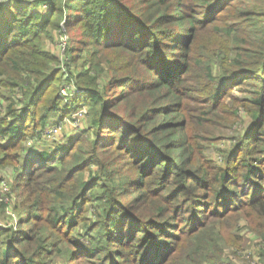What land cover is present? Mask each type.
Segmentation results:
<instances>
[{
  "label": "trees",
  "instance_id": "16d2710c",
  "mask_svg": "<svg viewBox=\"0 0 264 264\" xmlns=\"http://www.w3.org/2000/svg\"><path fill=\"white\" fill-rule=\"evenodd\" d=\"M82 104L73 141L44 139ZM239 104L250 125L218 164L207 146ZM0 110V264L51 263L59 243L78 264H237L222 225L240 222L264 264V0H0Z\"/></svg>",
  "mask_w": 264,
  "mask_h": 264
},
{
  "label": "rangeland",
  "instance_id": "374dc122",
  "mask_svg": "<svg viewBox=\"0 0 264 264\" xmlns=\"http://www.w3.org/2000/svg\"><path fill=\"white\" fill-rule=\"evenodd\" d=\"M6 1V0H3ZM46 6V5H45ZM45 6H41L42 8H46ZM63 23V22H62ZM47 33H50V36L46 37V39L44 40V46L48 49V50H52L54 52H56L58 55H62L63 54V49H61L63 47V38L65 39V35L64 33L60 32L58 28L52 27L50 26L47 30ZM65 54L66 51L64 52L63 57L59 58L62 60L65 59ZM61 65L64 67V64L61 63ZM77 69H79V66L76 67ZM76 69V70H77ZM74 77V76H73ZM102 79H105V75L102 76ZM75 80V77H74ZM234 92L236 94L241 95V92L239 91V88H235ZM8 95V93H7ZM229 101H231L229 99ZM228 102V101H227ZM1 103L6 104L7 101L6 100H1ZM230 104V102H228ZM237 110H238V114L239 117H235V120L231 123L228 124L227 127H225L223 130H216V133L220 136H218L217 138H215L213 142H211L206 149L207 155L209 158L215 160L218 164L223 163V158L225 155V149L230 148L232 146V144L234 143L236 138H239L242 134V132L244 131L245 127L250 125V114L249 112L246 110V108L242 105L239 104L237 106ZM0 110V114H1ZM51 117H55V114L51 115ZM87 119L88 118H84L81 122V125L84 126L87 125ZM234 119V118H233ZM67 129L68 125H66ZM66 129V130H67ZM66 130L63 132L64 134V140L66 141V139L68 140V138H70V134L71 132H66ZM72 130H74V132H79L80 130H75L72 128ZM66 132V133H65ZM67 135V136H66ZM72 136V135H71ZM62 138V139H63ZM29 140H33L29 137L25 138L24 142H25V146L23 148V153L28 155V148H32L31 146H33L34 144H27ZM74 139L72 138L71 141H73ZM70 140H68L67 142H69ZM12 151V150H11ZM27 152V153H26ZM15 164V162L13 163ZM16 172V166L15 165H7L6 166H1L0 167V204L5 203L6 205L8 204V207L3 209L4 212H2V214H0V224H6L8 221H11L12 218L10 217V215L12 214V209H11V205H12V200L11 197H13L12 199H14V191H13V185H14V174ZM1 210V211H2ZM88 217H93V209L89 208L88 213H87ZM84 230L85 227L83 225V223H81L80 225H78L75 230H74V234L76 235L77 238H81L80 240H82L83 238L86 239V235L84 234ZM222 234L227 238L228 240V244L224 243V250L226 252V255L230 256V253L236 250V255H238L239 258L237 257H232L231 254V258L233 260H236L237 264H243L244 262H251V256L255 255L258 253V247L261 246V244L259 243L260 238L258 237V235L253 232L250 231L247 227H245V224H243V222L237 223L236 225L233 226H226L225 224L222 225ZM240 237H243L242 240V244L241 246L238 245H232V243L230 242L233 239H238ZM88 243V241L86 242ZM241 243V242H240ZM243 245V246H242ZM60 247V248H59ZM58 252H56L52 257V262L51 263H44V264H78L77 262L73 263L72 260L69 259V255H68V247L62 245L61 243L58 244ZM240 249V250H239ZM239 251L241 252L239 255ZM257 261V260H256Z\"/></svg>",
  "mask_w": 264,
  "mask_h": 264
},
{
  "label": "built area",
  "instance_id": "2783aa9c",
  "mask_svg": "<svg viewBox=\"0 0 264 264\" xmlns=\"http://www.w3.org/2000/svg\"><path fill=\"white\" fill-rule=\"evenodd\" d=\"M65 39L63 38V54L60 55V57H63L65 52ZM75 88L74 85H71L70 83H65L60 88V94L68 97L69 95H73ZM89 107L86 104H82L79 106L76 111L71 116H65L64 118L60 119L55 125L49 127L45 133L43 134L44 139L48 141H59L61 138H63V132L67 129L66 125H70L75 130H80L81 128V122L82 120L88 115ZM33 140H29L27 144H31ZM258 257L253 255L252 257V263H256V259Z\"/></svg>",
  "mask_w": 264,
  "mask_h": 264
},
{
  "label": "crops",
  "instance_id": "0c3cea01",
  "mask_svg": "<svg viewBox=\"0 0 264 264\" xmlns=\"http://www.w3.org/2000/svg\"><path fill=\"white\" fill-rule=\"evenodd\" d=\"M82 125H83V124H82ZM84 125H85V124H84ZM68 128H70V129H67V130H68L69 132H71V133L68 134V135H70V138H72L71 135H74V133H76V132H74V130H72V127H71L69 124H68ZM67 130H66V132H68ZM66 132H65V133H66ZM66 136H67V135H66ZM70 138H68V139H70ZM66 140H67V139H66Z\"/></svg>",
  "mask_w": 264,
  "mask_h": 264
}]
</instances>
